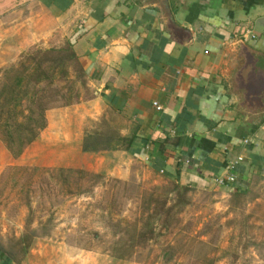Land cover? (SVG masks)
<instances>
[{"label": "crops", "instance_id": "crops-1", "mask_svg": "<svg viewBox=\"0 0 264 264\" xmlns=\"http://www.w3.org/2000/svg\"><path fill=\"white\" fill-rule=\"evenodd\" d=\"M35 2L42 41L70 42L87 79L74 117H99V131L115 134L99 171L127 179L139 167L231 191L264 184V0ZM228 173L235 183L219 184ZM0 264L20 260L0 248Z\"/></svg>", "mask_w": 264, "mask_h": 264}, {"label": "rangeland", "instance_id": "rangeland-1", "mask_svg": "<svg viewBox=\"0 0 264 264\" xmlns=\"http://www.w3.org/2000/svg\"><path fill=\"white\" fill-rule=\"evenodd\" d=\"M36 13L44 12L35 0H0V90L28 55L66 43L42 41L47 19L33 25ZM44 84L36 86L49 106L34 104L32 115L27 102L11 114L0 97V248L20 264H264L263 183L235 193L186 188L139 167L127 179L99 171V117H74L70 108L90 95L86 77L70 64ZM11 115L25 125L33 117L31 141L25 129L8 144Z\"/></svg>", "mask_w": 264, "mask_h": 264}, {"label": "trees", "instance_id": "trees-1", "mask_svg": "<svg viewBox=\"0 0 264 264\" xmlns=\"http://www.w3.org/2000/svg\"><path fill=\"white\" fill-rule=\"evenodd\" d=\"M27 60L28 61H23L24 63L20 62L21 64L17 68H14L13 66L16 71L19 70V73L16 74L15 72L11 84L6 85V83L5 85H2L0 90V97L4 92L6 93V96L3 97V100H5V103H8L9 105V108L7 110L15 116H17L18 112H23L24 109L22 110V105L24 102H27L31 105L26 106L27 110H29L28 115L33 114L34 111L32 109V106L34 104L38 106V110L40 111L44 110V108H47L49 106V100L45 98V89H41V86L36 85L45 82L44 86L47 87L52 84L54 80L59 79L60 77H64V75L67 73V67H69L70 64H73L78 72L81 73V76H83V69L75 51L71 47L70 42H66L61 48L48 49L42 52L35 51V53H31L27 56ZM58 76L60 77L58 78ZM36 87H39V89L43 91L41 96L38 95V90L36 91ZM5 103L3 101L4 105ZM9 118H11V121L6 120L3 124L5 127L4 131L6 140L9 145L14 142L15 134L12 133L13 131H17L18 137L20 132H23V130L25 129H29L31 135L26 139L25 143L31 141L35 137L37 132L35 128H32L30 126L31 122L34 120L32 116L29 118L30 121L26 125L23 121H21L20 123H16V121L12 119V115ZM38 125L39 127H42L44 125V121L41 120V122L38 123L36 127H38ZM93 134H98L99 136V150L110 147L111 142L116 139L114 137L115 134L113 135V133L107 129L100 130L98 133ZM23 144L24 142L22 143V145ZM85 146L84 148L87 150L88 147ZM184 187L187 188L186 185H184ZM240 189V186L237 184L234 188L235 193L240 192ZM163 205L165 208L164 212H169L171 206H166V202H163L161 206L163 207ZM23 239L24 237L21 238L20 242L26 246L28 242L25 243ZM7 253L9 255H12L10 251Z\"/></svg>", "mask_w": 264, "mask_h": 264}, {"label": "built area", "instance_id": "built-area-1", "mask_svg": "<svg viewBox=\"0 0 264 264\" xmlns=\"http://www.w3.org/2000/svg\"><path fill=\"white\" fill-rule=\"evenodd\" d=\"M157 108H159V106H157ZM246 141L247 139L244 140V142ZM240 160H242V157L240 156L236 157V159L231 162V167H234ZM235 181H236V176L234 173H228L225 176L217 179V182L221 185L227 183H235Z\"/></svg>", "mask_w": 264, "mask_h": 264}]
</instances>
